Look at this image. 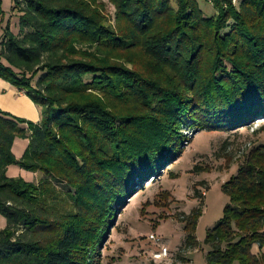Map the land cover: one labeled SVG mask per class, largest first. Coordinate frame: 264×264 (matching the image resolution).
<instances>
[{"label": "trees", "instance_id": "obj_1", "mask_svg": "<svg viewBox=\"0 0 264 264\" xmlns=\"http://www.w3.org/2000/svg\"><path fill=\"white\" fill-rule=\"evenodd\" d=\"M106 1L113 22L100 0H13L20 31L3 32L0 79L41 120L0 111V264H98L127 199L182 155L184 127L264 119V0H208L213 18L198 0ZM0 16L1 28V0ZM16 140L29 142L21 158ZM222 191L206 264H264V146ZM202 215L201 205L182 221L186 250L199 246Z\"/></svg>", "mask_w": 264, "mask_h": 264}, {"label": "rangeland", "instance_id": "obj_2", "mask_svg": "<svg viewBox=\"0 0 264 264\" xmlns=\"http://www.w3.org/2000/svg\"><path fill=\"white\" fill-rule=\"evenodd\" d=\"M100 1L105 3L113 22L114 7L106 0ZM198 4L206 17L216 16L217 11L208 0H198ZM15 7L13 0H1L4 19L0 40L7 25L14 34H19L20 13ZM249 126L233 132L184 127L182 133L187 142L182 155L166 164L154 181L149 178L142 190L127 199L102 242L98 264H206L207 233L222 219L229 203L222 186L237 174L251 149L264 146V119H254ZM9 172L10 175L16 172L15 177L27 181L41 177V174L33 177L19 167H11ZM201 205L203 215L196 229L199 246L186 250L182 221ZM1 222L5 228L6 220L2 218ZM151 235L157 242L150 240ZM162 247L168 251L167 259H155Z\"/></svg>", "mask_w": 264, "mask_h": 264}, {"label": "crops", "instance_id": "obj_3", "mask_svg": "<svg viewBox=\"0 0 264 264\" xmlns=\"http://www.w3.org/2000/svg\"><path fill=\"white\" fill-rule=\"evenodd\" d=\"M0 111L33 123H39L41 120L40 110L33 101L3 79H0ZM28 144L29 142L24 140L15 141L13 152L17 158L23 156ZM10 168L8 169V176L15 177L17 173L14 172V175H10ZM32 176L35 177L38 175ZM37 179H39V177ZM1 220L2 218L0 219V228H2Z\"/></svg>", "mask_w": 264, "mask_h": 264}, {"label": "built area", "instance_id": "obj_4", "mask_svg": "<svg viewBox=\"0 0 264 264\" xmlns=\"http://www.w3.org/2000/svg\"><path fill=\"white\" fill-rule=\"evenodd\" d=\"M150 240L157 242L156 237L154 235L150 236ZM168 257V251L165 247L160 248V251L154 255L155 259L164 260Z\"/></svg>", "mask_w": 264, "mask_h": 264}]
</instances>
